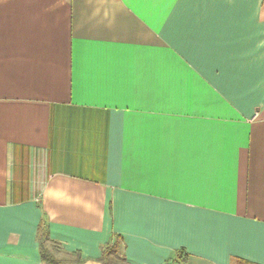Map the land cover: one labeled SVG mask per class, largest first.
Wrapping results in <instances>:
<instances>
[{
	"label": "crops",
	"instance_id": "obj_1",
	"mask_svg": "<svg viewBox=\"0 0 264 264\" xmlns=\"http://www.w3.org/2000/svg\"><path fill=\"white\" fill-rule=\"evenodd\" d=\"M264 264V0H0V264Z\"/></svg>",
	"mask_w": 264,
	"mask_h": 264
},
{
	"label": "trees",
	"instance_id": "obj_2",
	"mask_svg": "<svg viewBox=\"0 0 264 264\" xmlns=\"http://www.w3.org/2000/svg\"><path fill=\"white\" fill-rule=\"evenodd\" d=\"M40 244H41L40 253H41L42 261L45 264H56V261H55L54 257L52 256V253H50L48 250L45 249V247L43 245V241L40 242ZM53 249L56 250V248H53ZM115 251H116V249L114 248V246L108 247L104 251V259H103L104 264H108V257L111 255H114ZM238 264H251V263L243 261V263H238Z\"/></svg>",
	"mask_w": 264,
	"mask_h": 264
},
{
	"label": "rangeland",
	"instance_id": "obj_3",
	"mask_svg": "<svg viewBox=\"0 0 264 264\" xmlns=\"http://www.w3.org/2000/svg\"><path fill=\"white\" fill-rule=\"evenodd\" d=\"M49 251V250H48ZM55 250L53 248L50 249V253H53ZM108 264H124L122 261V256L119 250L116 249L114 255L108 257Z\"/></svg>",
	"mask_w": 264,
	"mask_h": 264
}]
</instances>
